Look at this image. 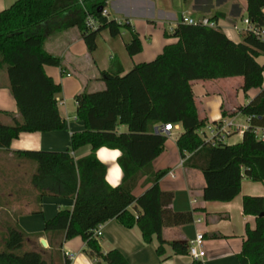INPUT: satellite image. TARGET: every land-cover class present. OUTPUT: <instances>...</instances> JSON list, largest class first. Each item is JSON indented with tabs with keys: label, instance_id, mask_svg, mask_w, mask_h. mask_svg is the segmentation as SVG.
I'll return each instance as SVG.
<instances>
[{
	"label": "trees",
	"instance_id": "obj_1",
	"mask_svg": "<svg viewBox=\"0 0 264 264\" xmlns=\"http://www.w3.org/2000/svg\"><path fill=\"white\" fill-rule=\"evenodd\" d=\"M107 1L14 0L0 9V68L5 67L19 113L10 122L0 121V148H8L21 131L64 127L55 97L61 84L44 68L46 64L62 68L61 57L44 46L48 34L76 26L92 51L100 30L106 28L116 36L125 29L130 33L125 41L127 52L132 55L141 50L140 35L129 21H118L103 13ZM263 6L264 0H246V16L255 27L264 26ZM88 13L97 20L94 28L85 23ZM220 14L216 12L209 19L215 20ZM164 35L176 40L165 44L153 58L137 62L127 71L119 61L114 68L101 71L106 90L126 86L127 131L117 130L121 117L118 110H103L97 99L83 89L75 94V114L84 128L71 132L66 149L13 150L17 158L35 163L32 182L38 199L48 194L73 197L74 202L71 209L59 208L46 218L38 233H28L18 223L9 225L0 242V264H70L61 247L64 240L76 235L85 240V251L95 264H100L99 260L105 264H130L118 247L103 251L92 233L93 227L112 217L125 226L136 225L144 241L149 242L154 234L160 254L166 243L173 253L188 252V242L168 240L162 234L166 226L191 222L193 211L173 209L170 204L174 192L159 186L158 180L168 169L154 170L152 160L164 149L166 136L155 131V123H181L183 129L175 142L183 165L201 170L204 199H232L240 191L243 176L264 179V140L257 138L251 128L264 126V62L257 58L264 56V39L251 30H241L240 39L235 41L219 25L184 21H179L171 32L165 29ZM236 75L242 76L240 87L244 92L259 88L251 99L237 107L251 116L249 125L238 142L211 143L199 133L206 117L198 115L192 81ZM137 83L143 94L134 92ZM137 109L149 112L142 129L132 127ZM0 113L10 115L8 110L0 109ZM86 143L91 144L90 152L74 158L71 151ZM100 146L120 150L117 162L122 177L116 185L105 178L106 164L96 155ZM143 177L150 185L135 195L133 190ZM131 204L133 208L129 207ZM242 211L255 216V225L246 226L237 253L238 264H264V194L243 195ZM43 234L49 236L48 247H25L28 238ZM190 264L204 263L194 257Z\"/></svg>",
	"mask_w": 264,
	"mask_h": 264
},
{
	"label": "crops",
	"instance_id": "obj_2",
	"mask_svg": "<svg viewBox=\"0 0 264 264\" xmlns=\"http://www.w3.org/2000/svg\"><path fill=\"white\" fill-rule=\"evenodd\" d=\"M13 1L0 0V9ZM105 8L109 17L130 22L140 35L142 48L132 55L127 52L125 41L130 38L129 32L126 39L123 36H112L108 31L102 33L104 47L100 49L97 42L92 51L88 50L76 26L55 30L46 36L45 48L59 55L62 62V68L49 64L44 65V68L61 84L55 97L64 119V127L21 131L11 140L8 148H0V242L9 225L18 223L26 232L38 233L42 231L46 218L53 216L59 208L71 209L74 202L73 197L48 194L38 199L37 189L32 182L35 163L17 158L13 150L66 149L70 143L71 132L84 128L83 121L75 114V94L83 89L97 99L103 110H118L121 117L117 130L127 131L129 123L125 108L126 86L120 85L106 90L101 71L114 68L116 61L127 71L133 64L156 56L165 44L176 40L174 36H165L164 30L171 32L183 15L209 18L216 12L221 13L215 19L217 25L231 39L238 41L239 31L233 24H239L237 18L246 15V0H108ZM236 76V79L235 76L196 79L191 84L200 117H206L208 123L221 117H231L235 121L232 132L225 138L228 143L240 141L243 128L248 124L246 115L237 110L238 105L246 103L259 90L257 87V92H248L243 100H238L231 94L227 95V89L231 91L234 86L239 87L241 84L242 76ZM0 79V109L10 112V115L0 113V121L10 122L12 116L19 117V113L8 86L6 71L0 75ZM134 87L135 93L143 94L139 83ZM210 93L215 95L210 96ZM199 95H202L201 106L197 102ZM223 111L225 114H222ZM148 114L149 112L137 109L133 114L132 127L142 129ZM157 125L159 123H155L154 127ZM180 126L181 123H174L172 129L165 131L164 149L153 158L152 166L154 170L168 169L158 180L159 186L172 190L174 196L171 207L175 210L193 211V220L181 225L166 226L162 234L168 240L189 243L196 232L201 231L205 254L200 259L204 264H238L237 253L245 238L246 226L255 225V216L242 211V197L245 194H264V179L252 180L243 176L240 191L232 199H204L202 188L205 181L201 170L183 165V158L175 142L182 130L174 132V129ZM90 150L91 144L86 143L72 150L71 155L78 158ZM119 154L118 148L100 146L96 149L97 157L106 164L105 178L111 185L121 181L122 169L117 162ZM149 185L150 182L146 183L144 177L141 178L133 190L134 194H140ZM129 207L133 208V204ZM101 231L98 236L100 248L106 251L111 247H118L130 264H190L194 259L188 252L173 253L168 243L164 244L163 253H158V240L154 234L149 242L144 241L136 225L125 226L114 217L102 222ZM41 238L45 239V245L41 243ZM48 238L47 234L38 238L30 237L26 240L27 248L48 247ZM61 250L62 253H72L70 264H95L94 258L85 251V240L80 235L64 240ZM99 261L100 264H105Z\"/></svg>",
	"mask_w": 264,
	"mask_h": 264
},
{
	"label": "built area",
	"instance_id": "obj_3",
	"mask_svg": "<svg viewBox=\"0 0 264 264\" xmlns=\"http://www.w3.org/2000/svg\"><path fill=\"white\" fill-rule=\"evenodd\" d=\"M106 12L107 10L106 8H104L103 13H106ZM181 21H184L187 23H193V24L201 23V24L210 25V26L217 25L215 20H211L205 16L194 18L189 15H183L181 17ZM85 23L89 28H94L97 25V20L94 17V15L88 13L85 17ZM241 23L242 24L234 23L233 27L237 31L251 30L256 35H258L260 38L264 39V26L255 27L246 15L241 17ZM250 117H251L250 115H246L248 124L245 125L244 128L248 127L249 122H250ZM235 125L236 123L231 117H221L218 120L209 122L207 124V127H205V125L201 127L199 129V133L207 141H210L211 143H216L218 141H225L226 136H228L232 132L233 126ZM173 127H174V123L165 122L162 125H157L155 127V131L165 134V131L172 129ZM205 128H207L208 131ZM251 128L257 138L264 140V126H252ZM101 227H102V222L98 223L95 227L92 228V233L94 236L98 237L101 234L102 232ZM203 241H204L203 233L201 231H197L195 236L188 243V253L195 258H202L205 254ZM63 253L69 259L72 257V253H70L69 251H64Z\"/></svg>",
	"mask_w": 264,
	"mask_h": 264
},
{
	"label": "rangeland",
	"instance_id": "obj_4",
	"mask_svg": "<svg viewBox=\"0 0 264 264\" xmlns=\"http://www.w3.org/2000/svg\"><path fill=\"white\" fill-rule=\"evenodd\" d=\"M237 21H238V23L239 24H242L241 23V17L240 18H237ZM160 26L161 25H159V28H160ZM166 27H167V29H168V24H166ZM161 29V28H160ZM107 31H108V29H102V30H100V32L97 34V36H96V43L98 42V44H99V47H100V49L101 48H103L104 47V40H103V34L102 33H107ZM161 31H162V29H161ZM125 32V33H124ZM149 35V34H148ZM119 36H123V38H128V31L127 30H122V32L120 33V34H118V37ZM258 60L260 61V62H264V56H262V55H259L258 57ZM4 71H5V67L3 66V67H1L0 68V75H2V73H4ZM236 77L237 76H235L234 77V79H236ZM263 77H264V72H263ZM1 80V79H0ZM225 92V91H224ZM253 93V92H257V87H251V88H249V89H247L245 92L243 91V89L239 86V87H237V86H234L233 88H232V90L231 91H229L228 89L226 90V94L228 95H233L234 97H236L238 100H243L246 96H248V95H246L247 93ZM212 95H215V94H212V93H210V96H212ZM201 99H202V95H199V98L197 97V102H198V105L199 106H201ZM207 124H208V120H206V123H205V127H207ZM206 130H207V128H205ZM182 130V126H180V128H175L174 129V132H178V131H181ZM208 131V130H207ZM164 134V133H163ZM165 135V134H164ZM1 246V245H0ZM25 247H27V244L25 243ZM48 253H45V256L46 257H48V255H47Z\"/></svg>",
	"mask_w": 264,
	"mask_h": 264
},
{
	"label": "water",
	"instance_id": "obj_5",
	"mask_svg": "<svg viewBox=\"0 0 264 264\" xmlns=\"http://www.w3.org/2000/svg\"><path fill=\"white\" fill-rule=\"evenodd\" d=\"M101 8V7H100ZM40 241H41V243L43 244V245H45L46 244V241H45V239L44 238H41L40 239Z\"/></svg>",
	"mask_w": 264,
	"mask_h": 264
}]
</instances>
